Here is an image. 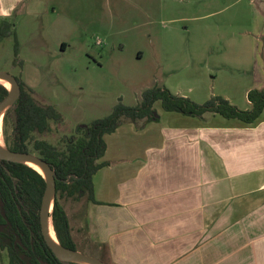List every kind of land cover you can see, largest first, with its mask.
<instances>
[{"label": "crops", "instance_id": "0c3cea01", "mask_svg": "<svg viewBox=\"0 0 264 264\" xmlns=\"http://www.w3.org/2000/svg\"><path fill=\"white\" fill-rule=\"evenodd\" d=\"M251 5L264 12V0ZM32 6L0 0V22L12 26L14 13ZM233 61L242 93L217 96L247 109L248 91L264 89V58H251V70L249 60ZM155 110L158 120L122 118L103 134L107 164L92 177L94 200L62 205L77 250L109 264H264V111L245 124Z\"/></svg>", "mask_w": 264, "mask_h": 264}, {"label": "rangeland", "instance_id": "374dc122", "mask_svg": "<svg viewBox=\"0 0 264 264\" xmlns=\"http://www.w3.org/2000/svg\"><path fill=\"white\" fill-rule=\"evenodd\" d=\"M251 1L31 0L29 11L14 13L0 41V72L19 78L39 105L60 113L34 137L64 150L83 125L119 103L140 104L142 92L155 85H172V92L191 100L201 97L197 103L224 92L240 97L244 74L237 78L227 64L249 60L251 70V58H264V12ZM206 87L215 93L207 99ZM154 106L162 108L159 101ZM13 125L9 111L6 123L2 118L3 140L11 139ZM57 197L69 211L85 200ZM0 264H9L5 247Z\"/></svg>", "mask_w": 264, "mask_h": 264}, {"label": "trees", "instance_id": "16d2710c", "mask_svg": "<svg viewBox=\"0 0 264 264\" xmlns=\"http://www.w3.org/2000/svg\"><path fill=\"white\" fill-rule=\"evenodd\" d=\"M11 24H0V40L8 35ZM21 93L14 106L3 117L6 123L9 111L16 114L13 136H6L8 148L31 152L46 160L55 171L56 194L52 212L53 225L62 245L77 249L73 240L69 219L59 203L57 193L64 196L94 200L92 177L107 162L99 159L106 145L102 136L110 133L122 121L158 120L154 103L159 101L165 111L180 112L201 117L206 112L218 114L227 119H238L245 124L255 123L264 111V89L248 91L250 107L240 109L221 96H212L203 103L189 97L171 93L163 86L155 85L145 89L140 104L136 106L117 104L112 112L90 125H83L81 135L68 140L64 150L57 149L44 139H36L34 133H43L49 128V120L59 121L60 113L51 105H39L31 90L17 78ZM8 94L0 84V101ZM45 182L41 174L28 165L0 160V247L6 248L9 264H75L64 263L47 246L40 229L39 209ZM103 260V259H102Z\"/></svg>", "mask_w": 264, "mask_h": 264}, {"label": "water", "instance_id": "95a60500", "mask_svg": "<svg viewBox=\"0 0 264 264\" xmlns=\"http://www.w3.org/2000/svg\"><path fill=\"white\" fill-rule=\"evenodd\" d=\"M0 78L6 79L10 83V88H7L4 85L8 90V94L0 101V114H2L3 118L5 112L9 108L13 107L19 98L21 87L18 79L8 72H0ZM12 118L14 120V124L16 125V114L14 111H12ZM2 141L3 144H0V160L22 163L28 166H30L28 163H33L38 165L43 171V173H40L35 169L39 174H41L45 182V188L39 209L40 229L45 243L51 249L56 258L64 263L109 264L98 257L83 253L77 249L65 247L60 243L56 235L52 219L54 198L56 194V179L53 167L42 157L34 153L11 150L7 147L5 140L2 139ZM30 167L33 168L32 166ZM49 220L51 221L55 239L52 238L49 231Z\"/></svg>", "mask_w": 264, "mask_h": 264}, {"label": "bare ground", "instance_id": "6f19581e", "mask_svg": "<svg viewBox=\"0 0 264 264\" xmlns=\"http://www.w3.org/2000/svg\"><path fill=\"white\" fill-rule=\"evenodd\" d=\"M0 83L5 85L7 88H10V83L6 79L0 78ZM1 131H2V114H0V144H3V141H2L3 136H2ZM28 164L32 166L34 169H36L37 171H39L40 173H43L42 169L38 165L33 164V163H28ZM49 231H50L52 238L55 239V235H54L50 220H49Z\"/></svg>", "mask_w": 264, "mask_h": 264}]
</instances>
